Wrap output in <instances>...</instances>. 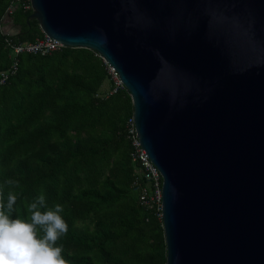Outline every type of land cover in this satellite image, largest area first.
Segmentation results:
<instances>
[{"label":"water","instance_id":"1","mask_svg":"<svg viewBox=\"0 0 264 264\" xmlns=\"http://www.w3.org/2000/svg\"><path fill=\"white\" fill-rule=\"evenodd\" d=\"M117 72L162 179L166 264H264V0H31Z\"/></svg>","mask_w":264,"mask_h":264},{"label":"trees","instance_id":"2","mask_svg":"<svg viewBox=\"0 0 264 264\" xmlns=\"http://www.w3.org/2000/svg\"><path fill=\"white\" fill-rule=\"evenodd\" d=\"M9 4L0 0V74L15 58L7 38L26 44L44 37L32 10L16 6L7 16ZM16 59L17 70L0 84V202L17 196L10 218L30 222L28 205L43 194L47 208H63L68 231L55 246L68 264H166L162 223L131 188L129 93L111 92L102 59L89 49Z\"/></svg>","mask_w":264,"mask_h":264},{"label":"clouds","instance_id":"3","mask_svg":"<svg viewBox=\"0 0 264 264\" xmlns=\"http://www.w3.org/2000/svg\"><path fill=\"white\" fill-rule=\"evenodd\" d=\"M6 184L14 181L6 180ZM17 196L9 192L6 205L0 202V264H68L62 257L63 249L56 242L68 231V225L60 215L61 205L47 208L41 194L28 205L30 222L11 219ZM6 208V211H5ZM44 208L46 210L41 211ZM43 232L38 238L37 232Z\"/></svg>","mask_w":264,"mask_h":264},{"label":"built area","instance_id":"4","mask_svg":"<svg viewBox=\"0 0 264 264\" xmlns=\"http://www.w3.org/2000/svg\"><path fill=\"white\" fill-rule=\"evenodd\" d=\"M16 6H20L24 10H32L31 0H10V4L6 10V15H11ZM6 43L12 48L15 58L13 59V64L10 70L0 74V84H3L8 77L14 74L17 70L16 56L20 54H38L44 56L52 52L59 51L65 47L60 42L46 35H44L42 39L37 40L35 43L13 44L9 38L6 39ZM96 55L99 57L98 54ZM102 61L110 80L114 84V88L111 92L115 93L118 90L127 91L114 68L108 65L104 60ZM127 136L131 144V159L137 167V174L131 184L132 191L136 194L138 204L145 209L146 212L151 213L162 223L163 179L158 168L149 159L145 150L141 146L136 132L133 115L127 122Z\"/></svg>","mask_w":264,"mask_h":264},{"label":"crops","instance_id":"5","mask_svg":"<svg viewBox=\"0 0 264 264\" xmlns=\"http://www.w3.org/2000/svg\"><path fill=\"white\" fill-rule=\"evenodd\" d=\"M5 23H8L9 24V21L6 19L5 20ZM7 30H10V27L8 26V25H5L4 26V31H7ZM4 33H6V32H4ZM7 34V33H6Z\"/></svg>","mask_w":264,"mask_h":264}]
</instances>
